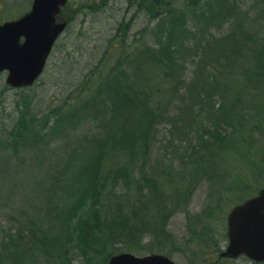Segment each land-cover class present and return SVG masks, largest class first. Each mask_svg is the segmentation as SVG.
<instances>
[{
  "label": "rangeland",
  "instance_id": "rangeland-1",
  "mask_svg": "<svg viewBox=\"0 0 264 264\" xmlns=\"http://www.w3.org/2000/svg\"><path fill=\"white\" fill-rule=\"evenodd\" d=\"M31 1L0 0V19L18 17L30 8ZM139 3L141 8H137ZM236 3L240 11L248 12L247 9L251 7L250 13H260V16L264 17V9L261 8L264 0H236ZM179 4L178 0L176 5ZM256 4H258L257 7H255ZM156 9L151 6L150 10L146 11L143 4L136 0H69L61 12L69 22L68 26L56 41L43 73L34 84L24 89L12 88L5 83L6 72H0V139L4 142L8 141V132L17 118L19 107H24L25 103L30 105L31 111L28 113L36 117L39 127L42 128L44 126L41 122L51 114L50 108H58L65 99L71 101L78 89H83L93 72L106 74L109 66L122 60L123 56L132 50L133 44H137L140 50L144 46H151L152 34L150 33L156 28L158 21V17L153 14ZM184 9L188 12L187 7ZM212 18L215 22H220L223 16L215 14ZM258 22L259 24L255 23V30L252 29L254 26L252 23H246L242 30L247 31L246 34L252 30L255 31L253 38L249 37L244 41L247 46L252 44L251 39L258 41L259 45L255 47V53L259 61L258 46L261 49L264 47V29L260 31L259 28L264 26V20L262 22L258 20ZM120 27L123 31L122 36ZM226 27L227 24H214L212 31L208 30L207 34L204 32L206 39L216 38L217 32H225ZM115 31L114 42L117 44L111 47L110 38ZM231 43L226 41L221 44H224L227 49L234 47ZM236 49L238 51V48ZM105 51L107 53L104 55ZM213 51L215 53L209 57L221 50L215 47L209 53ZM209 57L207 55L206 63L198 67L188 61L180 74L185 87L178 92L177 96L167 98L170 96L168 95L160 99L159 106L154 100L152 101L155 114L159 110L157 116L155 115L148 125L149 148L145 156L141 152H135L134 147L131 148L128 158L124 154L119 155L121 164L118 162V165L121 169L130 172L134 180L138 179L143 170L145 174L161 182L159 188L162 192L154 191L153 187L151 192L145 185H141L138 192H135L133 186L128 190L119 176L107 181L104 190L103 187L99 189L96 183L90 190L99 193L97 209L102 210V204L104 205L106 215L112 216L118 233L122 229L129 231L134 227L137 228L134 234L123 235L127 238L125 245L116 244L118 250L116 251L115 248V252L127 251L135 255L164 253L181 264H205L207 260L204 254L218 246L217 242L222 232L223 234L225 232V214L232 206L255 194L264 184V107L257 106L264 98V89L259 97L254 98L255 90L252 86L249 87L245 91L250 98L249 102L241 101L238 105L233 101L234 87L229 86L222 96V102L217 103L219 98L215 95L211 96L215 103L210 102L208 96L212 91L209 87L212 77L218 70H226L228 65L223 66V63L222 66L217 65ZM157 58L158 55H155L154 59L150 60L152 62H148L143 56L142 69L150 72V69L154 68L151 64H154ZM247 60L245 50L237 62L245 64ZM126 61L123 59L120 66L122 69ZM147 80L150 86L149 94H151L156 87L154 85L156 79L152 78L151 74ZM124 82L126 83V78ZM127 84L133 86L136 85V81L135 79L127 80ZM113 95L116 99V94ZM246 95L244 94L242 98L235 96V98L244 100ZM258 98L259 101L256 100ZM121 101L125 104L119 107L118 114H123L128 107L127 102L132 100L123 94ZM134 101L133 109L138 110V102H149V99L141 96L138 102ZM230 103L239 114L240 125L238 124L235 132L230 133L225 137L224 143L220 144L222 151L219 155L223 156L224 160L216 162L212 160V157L218 159L219 157H216L218 152H212L211 148L215 142L212 136L214 133L209 134L208 131L214 130V125L215 133L218 131V125L224 127V121L215 110L219 112V108L228 107ZM114 106L115 108L111 110V103L100 101L87 105L86 110L80 112L74 131L67 136L68 147L74 150L73 148L78 146L91 145L102 137V134L112 135L113 132L120 131L114 124L113 117L117 115V106ZM131 106L132 104L129 103V107ZM246 107L253 110H248ZM94 108L96 109L93 111ZM204 110L213 113L210 115L204 113L212 121L204 118L198 124L201 116L190 121L197 111ZM139 113L147 114L149 118L150 112H142L139 109ZM43 114L44 116L40 117ZM213 115L220 118L217 119ZM189 130L193 132L189 133ZM240 131L244 132V141L239 137ZM37 135L42 137L44 142L50 138L49 135L43 136L40 133ZM56 143L59 148H63L61 142ZM138 143L139 140L136 144ZM3 144L5 147L6 143ZM24 144L35 147L36 139L22 142L21 145ZM52 144H50L51 149L56 150L55 145ZM110 145L111 143H108V146ZM120 145L123 147L126 145L124 139ZM51 149L43 145L38 148L37 159L45 157L47 161L34 170H31L33 163L29 157L31 151L24 154L18 149L17 153L20 151L23 155H16L15 150L5 148L0 153V255L4 256L11 243L29 244V222L38 219L41 210H48L50 198L45 191L46 189L47 192L51 191L52 182L65 171L64 166L67 162L65 157H60L54 161L51 168H45L53 160L50 156ZM105 153L106 148L102 151L103 159ZM56 163L59 164L58 173L53 174L52 170ZM138 164L143 165L142 170ZM91 165H94V158ZM106 165L110 168L108 156L103 168ZM118 165L116 161L112 166L113 170H116ZM19 168L21 170L16 174L15 171ZM168 170H170L169 182L166 181L169 179ZM79 173L82 174V170H79ZM128 191L135 211L132 207H125L124 194ZM89 196L91 193H88L87 198ZM110 196L114 197L111 203L108 202L111 199ZM90 201L87 199L83 202L81 219L87 217L85 211L88 212ZM72 224H74L73 232L77 235L81 222L76 220ZM145 227L154 229L155 234L150 232L142 234L141 230ZM138 234L140 239L137 241L135 235ZM21 236H23L22 240L16 242ZM209 237L213 239L211 245L206 243ZM204 244L210 247L202 246ZM32 249L31 246L16 249L2 259L1 264H24L27 261L30 263L34 257L40 264L37 253ZM48 250H50L49 245ZM11 255L13 256L10 257ZM72 256L71 263L79 264L80 257L75 254ZM41 262L55 264L54 261L44 259H41Z\"/></svg>",
  "mask_w": 264,
  "mask_h": 264
},
{
  "label": "trees",
  "instance_id": "trees-1",
  "mask_svg": "<svg viewBox=\"0 0 264 264\" xmlns=\"http://www.w3.org/2000/svg\"><path fill=\"white\" fill-rule=\"evenodd\" d=\"M136 1L141 2L146 11H149L151 6L152 8L153 6L157 8L153 12L154 16L158 17V21L156 28L150 33L152 34L151 46H144L140 50L137 44H133L132 50H129L128 54L123 56V59L127 60L123 69L120 67L123 62L122 59L114 64L112 63L113 65L109 66L106 74L93 72L87 79L83 89L79 88L71 101L65 99L58 108H50L51 114L46 116L44 121L41 122V125L45 128L39 127L36 117L28 113L31 111L30 105L25 103L24 107H19L17 118L8 132V141L4 142L0 139V153L5 148L15 150L16 155H23L20 151L17 153L18 149L23 151L24 154L31 151L29 156L33 162L31 170L40 168L47 161L45 157L39 159L36 157V152L42 145L51 149L50 144L53 143L52 145L56 147V150L51 149L50 156L53 160L45 168H51L54 161L60 159V157H65L67 160L64 166L65 171L59 174V178H56L52 182L51 191L47 192V189L45 191L46 195L50 198L48 210H41L40 217L29 222V244L11 243L4 256L0 255V264L3 262L2 259L6 258L16 249H25L30 246L37 253L40 264H42L41 259L54 261L55 264H72V254L80 257L81 261H79V264H106L109 256L115 253V248L116 251L118 250L116 244L122 243L125 245L127 238L123 237V235L127 234V236H130V233L134 234L137 228L134 227V229L129 231L122 229L118 233L112 216L106 215L107 212L104 205L102 204V210L97 209L99 193L90 190L94 188V183L97 184L96 186L99 189L103 187L104 190L107 181L119 176L128 190L133 186L135 192H138L140 191V186L145 185L151 192H153L152 187L155 188L154 191L158 193L162 192L159 188L161 182L155 180L149 174H145L142 170L143 165L138 164L142 170V174L135 180L130 172L121 169L118 165V162L121 164L119 155L124 154L128 158L131 148L134 147L135 152H141L145 156V152L149 148L147 143V138L150 135L148 125L155 115L157 116L159 110L155 114V107L152 101L154 100L156 105L159 106L160 99H164L168 95L170 96L167 98L175 97L179 91L184 89V80L180 74L183 72L184 66L188 61L195 67L202 66L206 63L205 58L207 55L209 57L215 53V51L209 53L211 50L215 47L221 50L216 55L209 57L217 65L222 66V63L223 66L228 65L226 70H218L209 84L212 91L209 93L208 99L212 103H215L211 99L212 95L219 98L217 103L222 102V96L229 86L234 87L233 101L238 103V105L241 101L249 102L250 98L245 93L249 87L252 86L255 90L253 94L254 98L259 97L261 91L264 89V47L261 49L258 46L260 52L258 61L255 53V47L259 45L258 41L251 39L252 44L249 46L244 41L246 38L254 37L255 31L253 30L256 29L255 23L259 24L258 20L260 22L264 20V17L260 16V13H250L251 7L247 9L248 12L240 11L236 0H179L180 4L178 6L176 5L178 0ZM190 3L191 5H189ZM257 6L258 4L255 7ZM185 7H187L188 12L184 9ZM137 8H141L140 3L137 5ZM261 8L264 9V5ZM215 14H221L223 16L222 21L215 22V19L212 18ZM246 23L254 24L253 30L249 34H246L247 31L243 32L242 30ZM214 24H227L226 30L225 32L218 31L216 38L207 40L205 33L207 34L208 30L212 31ZM263 29L264 26L259 28L260 31ZM120 30L122 31V27H120ZM115 35L116 31L110 38L111 47L117 44L114 42ZM122 35L123 31L121 32ZM261 40L263 41V39ZM226 41L232 42L231 44L234 47L226 49V46L221 44ZM236 48H238V51ZM245 50L248 60L245 64H240L237 60ZM106 53L105 51L104 55ZM155 55H158V58L154 64H151L154 68L152 67L150 72L143 70L142 57L144 56L149 62L151 59H154ZM151 74L152 78L156 79V84H154L156 87L149 94L150 86L147 79L151 77ZM125 78L126 83L124 82ZM132 79H135L136 85L130 86L127 84V80ZM239 79L240 81H238ZM121 83V88H119ZM113 94H116V99ZM123 94L132 101L127 102L126 106L128 107L125 108L123 114H118L119 107L125 104L124 101H121ZM244 94L246 95L244 100L235 98V96L242 98ZM141 96L148 97L149 102H138L137 100ZM134 100L139 103L137 105L138 110L133 109ZM256 100L259 101L260 99ZM99 101L111 103V110L115 108L114 105L117 106V115L113 118L115 126L120 131L113 132L112 135L102 134V137L93 143L91 142V145L86 144L71 150L68 147V143H66L67 136L70 132L74 131L77 120L81 115L80 112L85 111L87 105L90 106L95 102L99 103ZM129 103L132 104L131 107H129ZM257 106L264 107V98L260 100ZM246 108L253 110L250 107ZM139 109L142 112H150L149 118L147 114L141 115ZM215 112L220 114L225 124L224 127L218 125L216 133L215 125L214 130L208 131L209 134L214 133L212 136L215 138V142L211 148L212 152H218V156L216 157L219 158L214 159L212 157V160L217 162L224 160L223 156L219 155V152L222 151L220 150V144L224 143L225 137L235 132L239 124V114H237L232 103L228 107L222 106L219 108V112L216 110ZM204 113L210 115L212 112L206 110L197 111L190 118V121L197 116H201L198 124L204 118L212 121ZM42 116L44 114L40 117ZM220 116L213 115L217 119ZM188 132L191 133L193 130H189ZM37 133L43 136L49 135L50 138L44 142L43 138L37 135ZM238 134L244 141V132L240 131ZM32 139H36L35 147L27 144L21 145L22 142ZM123 139L126 144L124 147L120 145ZM137 140H139L138 144H136ZM56 142H61L63 148H59ZM3 143H6L5 147ZM108 143H111V145L108 146ZM104 148H106V153L103 159L102 151ZM107 156L110 168L107 165L103 168ZM93 158L94 165L92 166ZM116 161L118 168L113 170L112 166L115 165ZM58 168L59 164L56 163L52 173L57 174ZM19 170L21 168L15 171L16 174ZM79 170H82V174L79 173ZM165 175L167 177V172H165ZM168 175L169 179L166 180L167 182L170 180V170H168ZM88 193H91V196L87 198ZM124 196L125 207H132L133 211H135V206H132L129 199V191ZM110 197L109 203L114 201V197ZM87 199L91 200L88 212L85 211L87 217L81 219V208L83 202ZM118 199L120 200L121 198ZM76 220H80L81 222L77 235L73 232L74 224H72ZM148 232L153 233V235L155 234V230L151 228L145 227L141 230L142 234ZM22 238L23 236L16 240V242L21 241ZM135 238L138 241L140 239L139 234L135 235ZM26 243L28 242L26 241ZM48 245L50 250H48ZM24 264H39V262L34 257L30 263L27 261Z\"/></svg>",
  "mask_w": 264,
  "mask_h": 264
},
{
  "label": "water",
  "instance_id": "water-1",
  "mask_svg": "<svg viewBox=\"0 0 264 264\" xmlns=\"http://www.w3.org/2000/svg\"><path fill=\"white\" fill-rule=\"evenodd\" d=\"M67 0H32L28 12L0 24V71L14 87L31 84L42 72L46 58L66 22L57 21ZM22 38V41L20 39ZM229 245L226 254L245 253L264 258V186L256 196L234 206L228 215ZM107 264H176L164 254L136 256L121 252Z\"/></svg>",
  "mask_w": 264,
  "mask_h": 264
},
{
  "label": "flooded vegetation",
  "instance_id": "flooded-vegetation-1",
  "mask_svg": "<svg viewBox=\"0 0 264 264\" xmlns=\"http://www.w3.org/2000/svg\"><path fill=\"white\" fill-rule=\"evenodd\" d=\"M214 210H216V209H214ZM226 227H227V225H225L224 234L222 232L220 240H218V242H217V245L219 247L216 246L211 251L206 252V254H204L205 251L203 252V254L205 255V258L207 260V263H205V264H264V260L256 261L252 258H249L245 254H239L235 257L222 255V252L225 250V248L228 244ZM212 241H213V239L211 237H209V241L206 243H209L211 245ZM210 245L204 244L202 246L210 247ZM206 247H205V250H206Z\"/></svg>",
  "mask_w": 264,
  "mask_h": 264
}]
</instances>
